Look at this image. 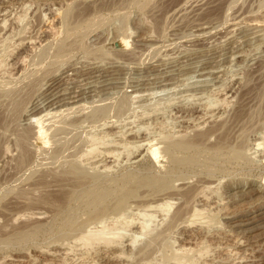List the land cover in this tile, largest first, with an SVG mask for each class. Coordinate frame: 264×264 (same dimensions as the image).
Instances as JSON below:
<instances>
[{"label": "rangeland", "instance_id": "1", "mask_svg": "<svg viewBox=\"0 0 264 264\" xmlns=\"http://www.w3.org/2000/svg\"><path fill=\"white\" fill-rule=\"evenodd\" d=\"M263 188L264 0H0V264H264Z\"/></svg>", "mask_w": 264, "mask_h": 264}, {"label": "bare ground", "instance_id": "2", "mask_svg": "<svg viewBox=\"0 0 264 264\" xmlns=\"http://www.w3.org/2000/svg\"><path fill=\"white\" fill-rule=\"evenodd\" d=\"M52 33V32H51ZM55 35V34H54ZM91 74V73H90ZM107 74V73H106ZM92 75V74H91ZM91 75H89L90 76V78H91ZM98 75V74H97ZM108 75H110V74H108ZM82 76V75H81ZM104 76V75H103ZM107 76V75H106ZM68 77H69V75H68ZM80 77V76H79ZM84 77V76H83ZM83 77H82V79H83ZM105 77V76H104ZM87 78H88V76H87ZM89 78V79H90ZM100 78V76H98V78L97 79H99ZM105 78H107V77H105ZM78 79V78H77ZM103 79V78H102ZM109 79H111V77L109 78ZM112 79H113V76H112ZM84 80V79H83ZM86 80V79H85ZM88 80V79H87ZM86 80V81H87ZM104 80V79H103ZM106 80H108V78L106 79ZM96 81V80H95ZM79 82H81V81H79ZM92 82H94V81H92ZM106 82V81H105ZM91 83V82H90ZM97 83V89H98V81L96 82ZM93 84H95V83H93ZM102 83H100V85H101ZM103 84H104V82H103ZM114 84V83H113ZM80 85H81V83H80ZM83 85V84H82ZM82 85L80 86V87H82ZM85 85V84H84ZM86 85H88V84H86ZM91 85H92V83H91ZM105 85H106V83H105ZM109 85V84H108ZM102 86V85H101ZM104 86V85H103ZM76 87V86H75ZM84 87H86V86H84ZM89 87H90V85H89ZM92 87H94L93 85H92ZM94 87V88H95ZM100 87V86H99ZM108 87V86H107ZM79 88V87H78ZM77 87H76V89H78ZM86 88H88V87H86ZM85 88V89H86ZM67 89V88H66ZM74 88H72V90H73ZM81 89H83V88H81ZM80 89V90H81ZM84 89V90H85ZM91 89V88H90ZM90 89H88V91L90 90ZM102 89V88H101ZM107 89V88H106ZM79 90V89H78ZM78 90H76V91H78ZM95 89H93V91H94ZM66 91V90H65ZM91 92H92V89L90 90ZM98 91V90H97ZM101 91V90H100ZM82 90L80 91V92H74V90H73V92L71 91V92H69V89H68V92L66 91V92H64V93H57V94H55L54 93V95L52 96V97H50L51 99H49V101L51 102V103H53L52 105H57V106H60L61 107V105H69V104H72V103H75L76 101H78V100H80V97L83 95L82 93ZM95 92V91H94ZM84 93V92H83ZM88 93V92H87ZM51 95V94H50ZM48 97V96H47ZM82 98H84L83 96H82ZM81 98V99H82ZM45 100V99H44ZM47 102V101H46ZM46 102H45V104H46ZM43 104L44 103H42V106H40V107H44L43 106ZM50 105V104H49ZM51 105V106H52ZM32 106H33V104H32ZM63 107V106H62ZM33 108H35V106L33 107ZM49 108H50V106H49ZM56 108V107H55ZM58 108V107H57ZM38 109V108H37ZM42 110V109H41ZM65 111V110H64ZM34 112V111H33ZM141 147V146H140ZM154 147V146H153ZM152 147V148H153ZM151 148V147H150ZM155 149V148H154ZM154 149H152L151 150V155L152 156H154L155 157V155L156 154H158V153H156L157 152V150H154ZM150 150V149H149ZM156 151V152H155ZM107 156V155H106ZM107 157H109V156H107ZM153 158V157H152ZM156 158H157V155H156ZM155 159V158H154ZM153 159V160H154ZM157 160V159H156ZM264 189V188H263ZM261 190V189H260ZM167 205V206H166ZM165 206L168 208L169 206H170V204L169 203H167ZM158 207V206H157ZM198 210V209H197ZM196 211V210H195ZM194 211V212H195ZM259 212V211H258ZM196 213V212H195ZM199 213V211H197V214ZM197 214H195V215H197ZM203 214V213H202ZM264 215V212H262V213H259V214H257L256 216H252L251 218L252 219H254L255 218V220H253V221H251L250 222V224L251 223H255V222H257V221H260L261 219H263V216H262V218H257L258 216H260V215ZM143 216H146V214L145 215H143ZM142 216V217H143ZM199 216V215H198ZM202 216V215H201ZM147 217L149 218V217H151L150 215H147ZM146 217V218H147ZM257 218V219H256ZM130 224V223H129ZM193 224V223H192ZM142 225L144 226L145 225V223L143 224L142 223ZM140 226V227H142V228H140V229H142L141 231L144 233H142V237L144 236V235H146L147 234V232H148V230L146 229V228H148L147 227V225H146V227H143V226ZM130 227V226H129ZM190 228V227H189ZM252 228V227H251ZM139 230V229H138ZM99 232H101L100 234H98L97 232V234H96V236L94 237V239L92 238H90V236H88V237H86V238H84L83 239V241H84V243H87V244H89L90 243V241L92 242V240H94L93 242H95V240L96 241H98V240H100V241H104L106 244H110L109 243V240H107L106 239V236L103 234L104 232L103 231H99ZM110 232V231H109ZM145 232H146V234H145ZM115 233V232H114ZM94 234V233H93ZM92 234V235H93ZM105 234H109V233H105ZM117 234H119V233H116V235ZM104 235V236H103ZM140 235V234H139ZM112 236H114L115 237V235L113 234ZM147 236V235H146ZM93 237V236H92ZM105 237V238H104ZM114 237H113V239H114ZM120 237V236H119ZM108 239H110L109 237H107ZM117 239H118V237H117ZM138 240V239H137ZM136 240V241H137ZM115 241V240H114ZM134 241V243L136 242L135 240H133ZM103 242V243H104ZM113 242V240L111 241V243ZM193 242V241H192ZM105 244V245H106ZM114 244V243H113ZM182 249V248H181ZM186 250V249H185ZM191 250V249H190ZM176 251V250H175ZM189 251V250H188ZM194 251V250H193ZM178 253V252H177ZM120 254V253H119ZM179 254H181V253H179ZM186 254H187V252H186ZM182 255V254H181ZM119 256V255H118ZM183 256V255H182ZM186 256V255H185ZM121 257V256H120ZM177 257V256H176ZM122 258V257H121ZM178 259V258H177ZM171 260V259H170ZM175 258H174V263H175ZM192 260V259H191ZM178 261V260H177ZM176 261V262H177ZM171 262H173V260L171 261ZM180 261H178L176 264H178ZM182 262V261H181ZM185 262H187V261H185ZM183 263V262H182ZM182 263H180V264H182ZM188 263V262H187ZM187 263H185V264H187ZM189 263H191V262H189ZM184 264V263H183Z\"/></svg>", "mask_w": 264, "mask_h": 264}]
</instances>
